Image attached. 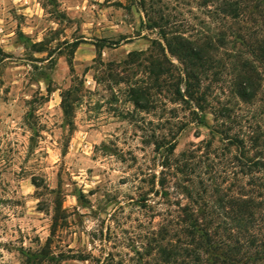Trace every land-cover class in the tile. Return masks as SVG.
<instances>
[{
  "label": "rangeland",
  "instance_id": "rangeland-1",
  "mask_svg": "<svg viewBox=\"0 0 264 264\" xmlns=\"http://www.w3.org/2000/svg\"><path fill=\"white\" fill-rule=\"evenodd\" d=\"M236 1L0 0V264H39L45 253L42 264H176L159 231L190 204L188 190L212 202L226 192L228 160L213 151L219 139L206 147L213 116L196 125L168 78L156 85L154 43L166 48L163 33L232 39L242 24L224 10ZM228 51L214 54L212 103L264 129V88L251 103L231 96L242 48ZM172 146L181 169L163 190Z\"/></svg>",
  "mask_w": 264,
  "mask_h": 264
},
{
  "label": "trees",
  "instance_id": "trees-1",
  "mask_svg": "<svg viewBox=\"0 0 264 264\" xmlns=\"http://www.w3.org/2000/svg\"><path fill=\"white\" fill-rule=\"evenodd\" d=\"M225 8L233 20L242 24L230 40L222 33L216 39L206 37L202 42L163 33L166 48L154 43L156 52L159 50L156 85L162 77H167L174 101L189 108L196 125H205L207 113L213 116L211 140L206 147L212 150L219 139L223 148L213 151L222 152L228 160L223 172L226 175L223 183L230 185L226 192L215 190L219 197L212 202L199 194L193 198L188 190L190 204L175 211L159 231L164 237L162 240L168 236L174 240L176 252L167 254V261L173 260L176 264H264V129L260 124L253 127L239 121L230 103H212V85L222 80V73L217 71L220 64L214 55L219 49L228 53L236 45L242 48L233 57L235 72L225 82L231 96L243 103H251L263 90L264 0L230 2ZM230 45L233 49H229ZM102 48L104 46H99ZM209 81L211 84L207 85ZM136 102L139 105V101ZM75 103L76 98H71L69 93L63 96L62 109L67 117L73 116ZM244 129L248 132H243ZM175 149L172 146L162 162L164 171L160 186L163 190L168 177L181 169L182 162L173 159ZM188 163L186 159L183 168L195 174L196 169ZM46 256L43 254L39 264Z\"/></svg>",
  "mask_w": 264,
  "mask_h": 264
}]
</instances>
